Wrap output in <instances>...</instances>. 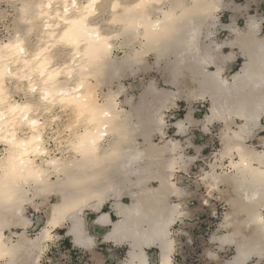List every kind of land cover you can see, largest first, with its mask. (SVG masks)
Returning <instances> with one entry per match:
<instances>
[{"label":"bare ground","instance_id":"6f19581e","mask_svg":"<svg viewBox=\"0 0 264 264\" xmlns=\"http://www.w3.org/2000/svg\"><path fill=\"white\" fill-rule=\"evenodd\" d=\"M13 1L18 25L28 24L0 40V264H40L57 229L91 250L96 236L88 232L86 211L98 227H109L103 240L126 246L122 264H173L172 227L186 217L180 202L186 191L173 177L187 165L178 144L163 141V109L181 98L189 105L208 101L203 130L223 125L219 159L228 163L211 165L201 179L207 194L217 192L229 206L219 225L226 234L212 241L234 247L227 264L264 260V36L258 21L232 28L228 58L235 60V49L243 62L225 78L223 44L206 41L222 0H108L106 14L99 9L103 0ZM34 29L36 42L29 46ZM115 49L123 50L116 59ZM147 68L163 72L164 84L175 91L150 82L138 104L125 110L121 87L113 91L112 84ZM103 86L107 91L99 95ZM56 107L74 121L66 124L69 138L52 152L45 135ZM182 122L174 125L177 134L187 129ZM186 122L199 123L190 115ZM154 135L159 144L150 142ZM225 166L228 171H216ZM51 195L56 202L28 237L32 221L24 206L37 209L35 200L44 203ZM107 202L115 220L103 210ZM148 249L156 253L149 257Z\"/></svg>","mask_w":264,"mask_h":264},{"label":"rangeland","instance_id":"374dc122","mask_svg":"<svg viewBox=\"0 0 264 264\" xmlns=\"http://www.w3.org/2000/svg\"><path fill=\"white\" fill-rule=\"evenodd\" d=\"M123 1L124 0H122V2ZM125 1L129 3L133 2L134 0ZM107 2L108 0H103L105 5L103 8H99L104 14H106L105 12L109 11ZM230 2L232 3V25L235 26L234 28L238 31H242L246 28L247 23L252 18H254L259 23L258 35L263 37L264 0H230ZM222 4L223 6L221 8L225 7L227 5V0H222ZM18 7L19 5L17 2L15 3L13 0H0V40H6L10 35H13L15 31L24 30V25L22 28L24 21L21 22V25H18ZM216 12H214L212 15V17L216 18V23L212 26L213 28L219 24ZM224 19V21H226L228 18L225 17ZM26 22L28 21H25L24 23L28 24ZM27 27L30 28L29 25ZM37 27L38 26L36 25L35 28L37 29ZM36 29H34L33 33L31 32V34L27 36V45L29 46H33L35 44L34 41L36 42V38L34 36L35 33H37ZM212 34L213 40L218 42L217 39H220V34L213 31ZM233 38L234 35L232 34V39ZM122 54V49H115L113 58L116 59L121 57ZM235 55L241 56L238 51H236ZM240 58L242 59V57ZM150 62H153L151 58ZM242 62L243 59L237 63H232V69L230 70V73L228 72L227 68H225L223 76L225 78H229L232 72L236 71ZM136 72L135 74L133 73L123 76L119 81H114L111 86L113 91L119 89V86L121 87V94L118 98L120 104L123 106L122 108L125 110H129L131 106L138 104L146 86L150 82H153L159 89L169 92L175 91L164 84V73L157 71L156 68L150 70L147 68L145 71L136 70ZM106 91L107 87L103 86L98 94L101 95ZM21 97V94H15V99L20 101ZM126 99L131 100L130 104H125ZM146 99L148 101L151 100L150 97H147ZM208 109L209 103L207 100L192 102L191 105H189L184 100V98L174 102H169L166 105V108L163 109L165 120V135L163 141H172L178 144L180 147L179 151L184 157V161L187 165L183 168L177 167L178 170L175 169L173 177V180L177 183V185L179 187L185 188L186 191V197L180 201L182 208L186 213V217L183 219V221L176 222L172 227L176 244V250L173 256V264H227V261H229L233 257L232 255H234V247L232 245H226L224 248L220 247L217 242L212 241L213 237L226 234L225 229L219 228V225L223 222L224 215L229 212V206L226 204L223 198L218 196L217 192L214 191L210 194H207L206 188L201 180L202 177H204L203 173L205 171H209L211 165H220L221 163H223V165H227L228 163V158L223 160L219 159V152L222 148L219 137L223 131V125L220 123H215L209 126L207 131L203 130L202 121L204 116L208 113ZM51 111H53L50 112L52 116L58 115L54 117L55 121L53 120V123H50V127L52 129H46L47 133L45 132V138L47 140L48 147L53 152V150L56 148V145H63V142L65 141H62V139L66 140L69 138V134H67V132L70 128L67 129L66 124L69 127L70 124L73 123L72 121L74 120L72 119H74V117L70 112L68 113L66 110L63 111V109H59L58 107L52 109ZM61 113L64 114L60 115ZM51 114H49L47 118H51ZM188 115H190L195 121H198L199 123L192 126L187 124L186 121L188 120ZM68 116L70 120H68ZM56 118L59 119L56 120ZM179 120H182V123L187 128L186 131L181 134H177V130L174 127L175 123ZM197 126H199V130ZM62 130L64 131V134L61 135L60 133H62ZM50 137L53 138L51 139ZM60 139L61 143L58 141ZM161 141L162 139L159 135H154L152 139H150V142L155 144H159ZM138 142L142 144L143 140L138 139ZM247 145H251V142H249ZM2 153L3 146L0 145V158ZM228 170L229 167L227 166L224 168H216V171L219 174H222V172H226ZM156 185V182L150 183V186L155 187ZM221 189L223 188L221 187ZM35 201L38 203L37 209L33 208L27 203L24 206L25 215L30 220H33V223L27 228L28 237H34L38 233L40 226H42L44 223L45 211L47 210V207L51 203H55L56 198L54 195H51L50 198L44 203L41 199H37ZM122 201L124 203H129V200L126 198H124ZM171 201L174 203L177 202L176 199H172ZM103 210L107 211L106 208ZM67 226L68 225L66 224L64 228ZM20 231L21 230L19 229L13 230V232ZM54 234L57 236H55L52 241L47 244V249H45L43 253L40 264H91L88 261L84 251H82L80 248H72L70 244L65 241L68 240L63 237L65 234V229H57ZM5 235L8 236L9 232L6 231ZM58 235L61 237H58ZM15 238L16 237L13 236V239ZM126 251L127 248L125 245L120 246L118 248L117 257L111 259L107 258L103 260V263L100 264H121V262L126 258ZM147 253L152 255L155 254L156 251L154 249H150L147 250ZM93 264H95V262ZM249 264H264V260L258 261V259L252 258Z\"/></svg>","mask_w":264,"mask_h":264},{"label":"crops","instance_id":"0c3cea01","mask_svg":"<svg viewBox=\"0 0 264 264\" xmlns=\"http://www.w3.org/2000/svg\"><path fill=\"white\" fill-rule=\"evenodd\" d=\"M221 5L223 6L222 2H221ZM216 15H217L219 24H217V26H215L214 28L213 27H208V29L211 32V35H210V38L207 39L206 41H208L210 39L213 40L212 31L215 32V33H219L220 34V39H217L218 42L217 41L216 42L218 44H223L222 52H223V54H225L227 56L226 62L224 61V63L226 64L225 68H227L228 72L230 73V70L232 69V63H237L238 61L243 59V58L241 59L240 58L241 56H238V55H235V60L234 61H232V59L228 58L229 55L232 53V45L230 43L232 42V34H233L232 28L235 27L234 25H232V3L230 2V0H227V5L225 7H223V8H221L218 12H216ZM225 17L228 18L227 19L228 21L227 20L224 21ZM246 28H247V26H246ZM222 35H223V37H222ZM234 51H235V54H236V51H238V50L234 49ZM215 123L218 124L217 122H214L213 124H215ZM197 127H198V130H199V126H197ZM192 128H194V127H192ZM104 207L110 213L111 219L115 220L116 216L114 215V212L111 210L110 203L107 202L104 205ZM85 213H86L85 217H86L87 223H88V226H87L88 227V232L90 234L96 236L95 245L92 247L91 250H82L81 249L82 251L85 252L88 261L91 264H93L94 262H95V264H100V263H103V260H105L107 258L111 259V258L117 257L118 256V248L120 246L115 245L113 242L103 240V234H105L108 231L109 227H107V226L106 227H102V228L98 227L97 224L93 223L94 216L92 214H89L87 211ZM31 221L33 223L32 219H31ZM97 229H100V230L97 231ZM58 237H61V236L58 235ZM63 237L68 239V240H65V241L68 242L72 248L79 249L77 246L72 244L73 242H72L70 237H68L66 234H64ZM148 250H150V249H148ZM150 256H152V255H149V257ZM152 263L155 264V262H152Z\"/></svg>","mask_w":264,"mask_h":264}]
</instances>
